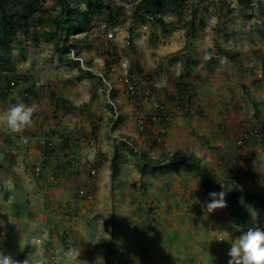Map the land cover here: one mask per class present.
<instances>
[{
  "label": "rangeland",
  "instance_id": "374dc122",
  "mask_svg": "<svg viewBox=\"0 0 264 264\" xmlns=\"http://www.w3.org/2000/svg\"><path fill=\"white\" fill-rule=\"evenodd\" d=\"M207 1L213 2L214 6L210 8L211 12L206 16L203 25L197 27L195 36L180 29L182 21L188 17L187 7L173 12H164L163 20L167 24V29L171 31L170 33L162 34L159 26L150 24L137 25L132 29L131 38L137 53L138 65L148 73L157 71L160 63L166 61L169 67V76L176 77L181 66L180 59L190 49L192 56H195L196 53L201 56H204L205 53L216 55L220 53V50L238 55L236 59L231 60L228 54H223L211 73L206 72L203 68V62L194 66L193 72L199 75L200 79L194 82L191 93L193 96L191 109H200L203 113L186 118L172 109L173 120L165 130L166 135L162 139L163 142L153 151H149L146 140L137 134L136 129L134 130L139 125L135 118L137 115L132 113L127 95L119 79L123 73V65L127 66L126 59L123 57L118 61L114 56L110 58V67L106 68L104 58L100 57L95 50L90 52L87 49V47L94 48L101 44L103 48L110 50L114 47L118 57L124 55L123 51L127 50L126 41L129 37L128 27L133 23L129 10L131 2L119 3L123 7L124 19L120 18L113 24L105 23L102 17L93 21L92 25L94 26L86 40L79 44L81 50L79 65L83 70L91 71L94 80H76L78 71L71 65L62 62L58 54L53 52L52 44H46L43 40H40L37 46L33 44L32 40H28L25 56L20 54L19 48L15 47L8 57H4V59H10L17 74L29 73L32 80L38 82L39 85L43 83V86L36 90L37 97L33 103L37 105V109L33 113L32 119L37 115H43L46 111L49 117V114L53 113L52 102L56 98L72 103L75 109L87 103L90 105L88 112L95 122L97 131L93 138L95 147L89 144V149L94 148L98 154L106 155L108 162L111 161L114 154L118 155L119 172L112 175L110 168L107 171L105 169V172H100L97 176L98 181L101 182L99 186L104 185L105 189L108 182L117 184L123 181L139 184L137 188L139 192L136 195L140 192L143 195H141L140 202L131 205L133 208L138 209L139 206H142V209H145L147 202H143L142 199L147 197L158 208L167 209L160 196L167 192L169 200H171L174 193L181 192L186 188L197 189L204 198V202H209L200 190L198 177L194 172H186L181 169L156 172L154 175L140 174L136 165L141 155L144 157L141 161L146 158L158 159L164 155H169L171 158L177 154H183L186 157L193 156L199 160L202 166L212 171L217 179L225 183L224 163L230 159L231 153L223 135L228 134L231 137L238 127L237 122L245 121V125L251 128L260 127L264 119V81L258 85L255 84L260 78L261 66L264 62V36L261 35L264 33V0H260L262 1L260 5L254 4L250 18L241 12L237 0ZM253 3H257V0H253ZM189 4H195V0H189ZM54 5L53 0H47L45 3V7L51 14H55ZM216 6L217 9L212 10ZM219 8H222V11L217 15L216 12ZM227 9H232L233 14L225 17L224 12ZM47 23L48 20L44 30H49ZM108 33L113 34L109 40ZM83 37L84 35L79 38ZM75 56L71 54L70 58L76 60ZM0 57L3 55L0 54ZM193 59L197 64L199 59ZM153 84L167 92L172 90V84L165 75L154 78ZM49 91L54 93L53 98L49 97ZM11 98L15 100V103L23 101V86L16 87L11 92ZM108 107H111V110ZM227 108L229 112L226 114ZM149 110V104L146 103L144 112ZM3 111L0 108V113ZM62 113L64 114L61 111L60 114ZM59 116L56 115V118L64 132H71L72 129L78 131L77 125H79L78 136H89L92 123L87 118L83 120L77 118L76 126L72 125V129L68 130L69 126L66 122H69L70 119L68 121L62 117L61 120ZM70 117L72 118V116ZM222 122H225L224 128H227V131L223 132V135H219L216 133V127ZM4 130L7 129L0 123V134L4 133ZM75 130H72L74 135L76 134ZM157 134L159 133L156 131L155 135ZM80 146H84L85 150L89 151L86 148L87 145ZM249 148V152H245L244 157L247 153H254L251 154L252 156L250 155V164L252 174L256 176V179L253 180L250 176L242 175L238 183L233 184L235 182L233 178L228 181L232 185L253 186L264 194V143L254 142ZM84 153L85 151L80 152L75 159L81 161L80 158ZM171 158L168 160L171 161ZM93 175L91 174L92 177H94ZM106 190H102V194L99 195L104 201L111 198V194ZM87 191L90 192L93 199L92 192L89 189ZM130 191L132 192V190ZM120 207L122 210L124 209L123 205ZM248 212L253 223L258 219L264 221V216L256 213L253 208H249ZM227 213L224 207L213 209L214 217L217 215L222 217L224 231L229 232V228H231L233 232L230 236L234 237L236 233L238 234V228ZM141 224H132L131 227L139 229ZM102 227H104L102 224L95 226L96 235L102 236L105 230H102ZM86 228H90V223ZM92 243V241L87 242L91 250ZM82 246V249L86 248L85 245ZM101 249L102 247L94 248L91 252L94 258L93 264H106L102 261ZM105 250L103 249V251ZM109 255L110 253H108Z\"/></svg>",
  "mask_w": 264,
  "mask_h": 264
},
{
  "label": "crops",
  "instance_id": "0c3cea01",
  "mask_svg": "<svg viewBox=\"0 0 264 264\" xmlns=\"http://www.w3.org/2000/svg\"><path fill=\"white\" fill-rule=\"evenodd\" d=\"M60 112L56 115L61 120L70 119L66 122L68 130L76 126L75 116ZM47 114L35 116L22 133L4 130L0 134V252L17 260H31L43 251L47 264H93L91 252L102 247L101 258L106 264H227L230 244L219 240L225 229L222 217H214L213 210H207V202L197 189H182L171 200L164 192L160 196L167 206L164 210L147 197L142 199L147 202L145 209H136L131 205L141 201L143 194L136 195L139 184L108 182L105 189L111 198L104 201L99 196L104 185L99 186L97 176L110 168L106 155L89 149V145V151L84 146L73 152L66 149L62 140L70 131L61 129L56 115ZM77 129H72L76 135L79 125ZM23 137L30 139L27 145L21 144ZM38 138L50 141V156L44 155L45 148ZM90 144L95 147L93 142ZM82 151L81 161L76 160ZM36 166L41 168L38 175L34 174ZM80 190L90 198L80 197ZM255 212L264 216L263 212ZM97 222L104 225L102 236L95 233ZM255 222L264 226L263 220ZM140 223L139 229L131 227ZM229 230L231 235L233 231ZM237 230L236 236L240 234ZM91 241L92 250L87 245Z\"/></svg>",
  "mask_w": 264,
  "mask_h": 264
},
{
  "label": "trees",
  "instance_id": "16d2710c",
  "mask_svg": "<svg viewBox=\"0 0 264 264\" xmlns=\"http://www.w3.org/2000/svg\"><path fill=\"white\" fill-rule=\"evenodd\" d=\"M46 1L0 0V54L3 55V57H0L1 108H7L15 103V100L11 98V92L18 86H23V102L34 104L33 101L37 97L36 90L43 86V83L40 86L38 82L32 80L29 77V73L24 75L17 74L10 59H4V57H8L11 54L15 47L19 48L20 54L25 56L28 40H32L36 46L40 40H43L46 44H52V50L58 54L59 59L78 71L76 80H94L92 72L83 70L79 65L81 54L79 44L86 40L87 35L94 26L92 25L93 21L98 18L102 17L103 21L109 24H113L118 19L123 18V7L119 3L128 1L129 3L131 2L129 10L133 23L128 27L129 37L126 41L127 50L123 51L124 55L118 57L117 50L114 47L110 50L109 48H103L101 44L94 48L87 47V49L90 52L95 50L100 57H103L106 68L110 67V58L114 56L117 57L118 61L123 57L126 59V75L125 77L121 75L119 79L127 95L132 113L137 115L135 118L138 120L139 125L134 130L136 129L137 134L146 140L149 151H153L163 142L162 139L166 135L165 130L172 119V109L186 118L193 117L195 114L202 115L203 112L200 109H191L193 100L191 93L194 82L200 79L199 75L194 74L193 68L203 62V68L206 72L211 73L226 52L220 50L219 54L214 55L211 53V57L205 60L203 59L204 56L197 55V53L196 57L192 56L190 49L182 55L179 72L173 78L171 75L169 76L170 72L166 61L161 62L157 67V71L151 73L146 72L138 65L137 53L133 46L131 33L134 26L146 24L159 26L162 34L170 33L171 31L167 29V24L163 20L164 12H173L187 7L188 17L182 21L180 29H184L187 34L192 33V36H195L197 27L202 26L206 16L210 14V8L214 6L213 2L195 0V4H189V0H53L55 3V14H51L45 7ZM261 2L260 0H257V3H253V0H237L241 12L247 18L252 15L250 12H252L254 4L260 5ZM216 9L217 6L212 8V10ZM221 11L222 8H219L216 14L218 15ZM231 14H233L232 9H227L224 12L225 17ZM47 20L49 30H44ZM82 35L84 37L79 38ZM261 35L264 36V33ZM71 54L76 55V60L70 58ZM226 54L230 56L231 60L238 57L235 53ZM193 58L199 59L197 64ZM261 68L260 78L256 83L254 82L257 85L264 81V62ZM160 75H165L166 79L172 84L171 92L162 90L153 84L154 78ZM98 81L100 82V79ZM49 92V97L53 98L54 93ZM146 103L150 107L148 112H144ZM52 106L53 115H56L58 111H62L66 115L75 116L79 119L87 118L92 123L89 136H78L71 132L67 134L62 140L66 149L71 148L73 152L78 146L82 144L89 145L93 142L97 127L88 112L90 108L88 103L75 109L72 103L65 99L56 98L52 102ZM108 108L111 110V107ZM225 112L226 114L229 112L228 108ZM224 123L217 125V134L223 135V132L227 131V128H224ZM237 124L238 127L234 130L231 137L228 134L223 135L227 140L226 146L229 147L231 153L230 159L224 163L223 174L226 175L224 177L226 179L225 183L217 179L213 172L202 166L195 157H186L183 154H177L172 156V158L169 155H164L158 159L146 158L143 161L141 159L144 157L141 155L136 168L140 174L149 175H154L156 172L161 171L169 172L181 169L186 172H194L209 202L214 199L209 196V193L222 190L226 193L223 207L236 224V227L242 232L254 224L249 217V208L264 213V194L255 190V188L232 185L228 180L233 178L235 180L233 184L237 183L242 178V175L250 176L253 180L256 179V176L252 174L253 171L250 164V158L254 153H247L245 157L244 155L246 154L245 152H249V147L252 143H264V119L260 127L248 128L245 125V121L237 122ZM156 131L159 134L155 135ZM237 141H240V144H237ZM43 147L45 148L43 151L44 155L50 156L51 150L48 149H52L51 146ZM68 158L70 159L69 153ZM169 158H171V161L168 160ZM117 159L118 155L114 154L110 161L112 175H116L119 172Z\"/></svg>",
  "mask_w": 264,
  "mask_h": 264
},
{
  "label": "clouds",
  "instance_id": "9594fccd",
  "mask_svg": "<svg viewBox=\"0 0 264 264\" xmlns=\"http://www.w3.org/2000/svg\"><path fill=\"white\" fill-rule=\"evenodd\" d=\"M210 57L211 53H205L203 59L207 60ZM36 109V104L18 101L0 113V123L12 133H22L32 124V115ZM225 194L223 190L209 193V196L214 199L207 203V210L211 212L215 208L223 207ZM219 240L230 244L227 264H264V226L254 223L232 238L227 231H223ZM0 264H47V256L41 251L39 256L31 260H17L10 254L0 252Z\"/></svg>",
  "mask_w": 264,
  "mask_h": 264
},
{
  "label": "built area",
  "instance_id": "2783aa9c",
  "mask_svg": "<svg viewBox=\"0 0 264 264\" xmlns=\"http://www.w3.org/2000/svg\"><path fill=\"white\" fill-rule=\"evenodd\" d=\"M112 36H113L112 33H108V39H111ZM122 69H123L122 76L125 77V75H126V71H127V66H126V65H123V68H122ZM20 141H21V144H23V145H27V144L29 143L30 139H29L28 137H23V138L20 139ZM38 143H39L41 146H48V147L51 146V143H50V141H49L47 138H41V139H39ZM237 144H240V141H237ZM71 157H72V152L70 153V158H71ZM40 170H41L40 166H36V167L34 168V174H35V175H38L39 172H40ZM53 183L56 184V183H57V179H54V180H53ZM78 195H79L80 197H82V196H83V197H84V196H87L88 198H90V195H86V193H85L84 190H80V191L78 192Z\"/></svg>",
  "mask_w": 264,
  "mask_h": 264
}]
</instances>
